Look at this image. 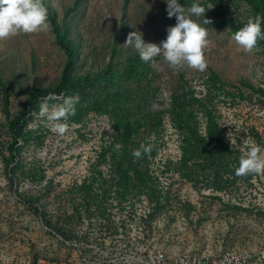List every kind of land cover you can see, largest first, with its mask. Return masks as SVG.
I'll list each match as a JSON object with an SVG mask.
<instances>
[{
  "label": "rangeland",
  "instance_id": "374dc122",
  "mask_svg": "<svg viewBox=\"0 0 264 264\" xmlns=\"http://www.w3.org/2000/svg\"><path fill=\"white\" fill-rule=\"evenodd\" d=\"M179 2L187 8L195 0ZM199 2L212 21L205 26L203 72L174 69L162 56L146 63L123 46L132 31L146 43L166 39L176 19L168 18L165 0H45L49 31L0 40V264H35L38 256L67 261L65 245L84 239L144 254L152 245L170 254L233 251L264 264V175L234 179L226 169L229 179L217 182L213 168L178 163L182 153L168 113L148 170L154 176L136 189L105 183L111 170L101 145L120 130L112 120L126 119L122 108L135 104L163 112L170 103L195 108L202 99L227 139L236 137L238 158L246 141L264 149V40L245 53L233 39L250 16L264 18L263 0ZM57 38L73 56L71 80L57 96L80 98L63 136L39 117L43 98L29 104L36 89L60 82L67 56ZM24 106L27 137L13 155L9 122ZM195 118L203 128V113Z\"/></svg>",
  "mask_w": 264,
  "mask_h": 264
},
{
  "label": "trees",
  "instance_id": "16d2710c",
  "mask_svg": "<svg viewBox=\"0 0 264 264\" xmlns=\"http://www.w3.org/2000/svg\"><path fill=\"white\" fill-rule=\"evenodd\" d=\"M264 4V0H263ZM58 44L64 50L67 61L64 65L60 82L53 88L36 89L29 97V104H33L37 98H44L49 93L62 94L70 82V64L73 60L70 46L57 38ZM205 110V111H203ZM24 106L17 118L9 122V132L12 141L9 143V151L13 155L19 152L20 145L26 140V132H22V118L28 112ZM126 114V119L121 117L112 120L113 127H119V131L101 145L100 156L109 163L111 173L105 177V183H116L119 185L143 186L146 180L152 178L148 170L153 156L163 141V115L168 113L172 126L178 134V147L182 158L178 163L189 164L190 167L204 166L216 171L218 180L229 179L225 174L226 169L234 179L237 178L235 169L239 166L238 149L227 139L223 133L217 116L213 112V106L199 99L197 107L194 103L177 101L170 103L165 111L152 110L146 105H132L121 110ZM196 111H201L205 118V125L201 128L200 122L195 118ZM115 112V111H114ZM112 118L113 115H112ZM25 142V141H24ZM151 145L150 153L141 154L140 158L132 155L133 151L141 145ZM168 164L173 161L166 159ZM219 171L223 172L220 175ZM33 176V175H32ZM250 175L242 176L249 179ZM241 177V176H239ZM231 180V179H230ZM232 181V180H231ZM52 222H48L52 226Z\"/></svg>",
  "mask_w": 264,
  "mask_h": 264
},
{
  "label": "clouds",
  "instance_id": "9594fccd",
  "mask_svg": "<svg viewBox=\"0 0 264 264\" xmlns=\"http://www.w3.org/2000/svg\"><path fill=\"white\" fill-rule=\"evenodd\" d=\"M168 18L175 16L174 26L167 27V37L159 44L148 42L142 38L139 31L129 32L124 47H134L144 62H151L154 58L162 56L164 61L172 68L188 67L203 72L207 68L205 51L209 45L208 30L210 19L203 18L206 12L199 0H195L189 7H184L179 0H165ZM213 7L208 6V9ZM260 15L249 17L247 22L237 30L233 39L245 53H251L259 40H264ZM48 8L45 0H0V40L7 39L19 33L31 34L47 32ZM79 96H57L49 93L39 104L38 115L45 119L51 131L60 136L65 135L69 126L66 123L70 115H75V105ZM50 101H59L50 104ZM63 121V122H62ZM231 145L236 144V137L228 138ZM249 147L239 158V166L235 169L237 176L250 174L264 175V149L254 141H246ZM151 145H141L133 151L132 155L140 158L142 152L150 153Z\"/></svg>",
  "mask_w": 264,
  "mask_h": 264
},
{
  "label": "built area",
  "instance_id": "2783aa9c",
  "mask_svg": "<svg viewBox=\"0 0 264 264\" xmlns=\"http://www.w3.org/2000/svg\"><path fill=\"white\" fill-rule=\"evenodd\" d=\"M71 251L67 261L38 256L35 264H250L246 254L227 251L218 257L199 253L170 254L152 245L147 253H139L122 245L98 244L84 239V243L65 245Z\"/></svg>",
  "mask_w": 264,
  "mask_h": 264
}]
</instances>
